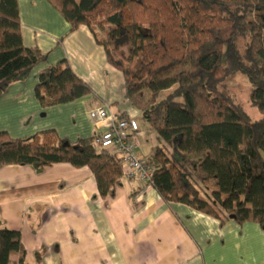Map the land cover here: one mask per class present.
Returning <instances> with one entry per match:
<instances>
[{"label":"trees","instance_id":"obj_1","mask_svg":"<svg viewBox=\"0 0 264 264\" xmlns=\"http://www.w3.org/2000/svg\"><path fill=\"white\" fill-rule=\"evenodd\" d=\"M45 1L69 32L86 26L122 73L127 101L156 136L145 161L152 171L148 186L163 202L221 225L232 220L264 229V118L251 121L221 92L226 79L243 75L250 104L264 114V0ZM20 26L17 1L0 0V96L46 61L37 48L24 47ZM97 26L108 27L106 40ZM34 94L41 107H52L91 91L61 62L39 75ZM92 142L69 143L52 130L30 139L0 132V167H86L105 200L123 176L121 161ZM12 258L24 264L20 233L0 229V264Z\"/></svg>","mask_w":264,"mask_h":264},{"label":"crops","instance_id":"obj_2","mask_svg":"<svg viewBox=\"0 0 264 264\" xmlns=\"http://www.w3.org/2000/svg\"><path fill=\"white\" fill-rule=\"evenodd\" d=\"M22 43L46 61L0 96V132L30 139L52 130L69 143L106 131L88 113L109 107L114 120L132 118L137 154L146 160L156 136L125 97L122 73L86 26L69 25L45 0H16ZM65 62L91 94L41 107L34 89L48 67ZM20 233L24 264H264V229L256 223L224 224L122 176L102 200L90 170L57 164L0 167V229ZM15 258H12V264Z\"/></svg>","mask_w":264,"mask_h":264},{"label":"built area","instance_id":"obj_3","mask_svg":"<svg viewBox=\"0 0 264 264\" xmlns=\"http://www.w3.org/2000/svg\"><path fill=\"white\" fill-rule=\"evenodd\" d=\"M89 119L99 124L110 121L109 128L93 137L92 145L97 149L108 150L121 161L123 176L148 185L152 171L144 159L138 157L134 136L138 132V124L132 118L114 120L109 107L100 106L88 113Z\"/></svg>","mask_w":264,"mask_h":264},{"label":"rangeland","instance_id":"obj_4","mask_svg":"<svg viewBox=\"0 0 264 264\" xmlns=\"http://www.w3.org/2000/svg\"><path fill=\"white\" fill-rule=\"evenodd\" d=\"M107 30V26L95 27V32L99 39L106 40ZM122 52L123 55L126 56V50L122 49ZM116 56L120 57L119 55ZM170 92L171 91H166L162 93L160 98H165ZM221 92L224 95L231 96L234 99V102L242 108L251 121H258L264 118V114L258 111L249 102L251 86L243 75L236 74L226 79V81L221 86Z\"/></svg>","mask_w":264,"mask_h":264}]
</instances>
